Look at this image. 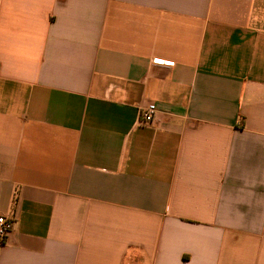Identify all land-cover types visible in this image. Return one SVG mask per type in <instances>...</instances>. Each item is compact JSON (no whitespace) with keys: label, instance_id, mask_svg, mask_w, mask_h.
I'll return each mask as SVG.
<instances>
[{"label":"crops","instance_id":"1","mask_svg":"<svg viewBox=\"0 0 264 264\" xmlns=\"http://www.w3.org/2000/svg\"><path fill=\"white\" fill-rule=\"evenodd\" d=\"M0 216V264H264V0H0Z\"/></svg>","mask_w":264,"mask_h":264},{"label":"built area","instance_id":"2","mask_svg":"<svg viewBox=\"0 0 264 264\" xmlns=\"http://www.w3.org/2000/svg\"><path fill=\"white\" fill-rule=\"evenodd\" d=\"M157 108L154 104L146 105L141 113L139 123L143 126L151 125L154 122ZM13 227V219H8L0 216V247L5 243V240Z\"/></svg>","mask_w":264,"mask_h":264}]
</instances>
